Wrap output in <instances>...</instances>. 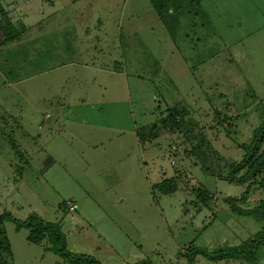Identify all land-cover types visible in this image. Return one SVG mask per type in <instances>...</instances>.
I'll use <instances>...</instances> for the list:
<instances>
[{
  "label": "rangeland",
  "instance_id": "1",
  "mask_svg": "<svg viewBox=\"0 0 264 264\" xmlns=\"http://www.w3.org/2000/svg\"><path fill=\"white\" fill-rule=\"evenodd\" d=\"M29 1L0 0V215L60 224L69 252L102 264H186L191 243L263 230L225 200L244 193L229 165L264 122V0H155L164 17L151 0H34L79 11L44 24ZM53 20L65 33L39 37ZM168 180L171 195L155 187ZM4 236L0 264H70L12 222ZM195 264H264V245L253 263Z\"/></svg>",
  "mask_w": 264,
  "mask_h": 264
},
{
  "label": "trees",
  "instance_id": "2",
  "mask_svg": "<svg viewBox=\"0 0 264 264\" xmlns=\"http://www.w3.org/2000/svg\"><path fill=\"white\" fill-rule=\"evenodd\" d=\"M151 2L160 16H163L165 6L159 5L155 0H151ZM174 2L176 1L167 0V4H174ZM177 21L175 19L176 23ZM173 111L175 112L176 110L173 109ZM241 149L243 151V157L240 161L230 163L227 178L231 184L244 185L246 189L240 198L229 197L225 202L234 214L240 216L261 215L264 218V201H260L252 209H244L242 207L243 204L247 203L253 189H264V122L254 130L250 142L243 144ZM155 187L165 195H171L177 190V186L174 185L173 180L165 181V183L158 184ZM6 222L14 223L17 231L27 229L29 231L28 241L30 243L38 245L47 238L50 243L48 250L64 258L70 264H102L94 256L69 252L67 238L62 231L61 225L48 223L37 214L29 215L26 220L16 219L10 213H2L0 215V235L3 236L8 246L9 242L4 236V224ZM2 243L0 247H2ZM261 245H264V228L255 237L249 239L239 247L208 251L204 248L195 247L191 243L186 251V264H195L198 256H202L211 262L241 261L253 263L258 259V252ZM138 264L153 263L143 261Z\"/></svg>",
  "mask_w": 264,
  "mask_h": 264
},
{
  "label": "crops",
  "instance_id": "3",
  "mask_svg": "<svg viewBox=\"0 0 264 264\" xmlns=\"http://www.w3.org/2000/svg\"><path fill=\"white\" fill-rule=\"evenodd\" d=\"M71 1V0H70ZM72 2V1H71ZM73 3V2H72ZM29 4H31V6L32 7H29V8H27V7H25V8H27V12H29V13H34L33 11H35V13H38V16H41L40 17V19L42 20V24H44V22L47 20V19H49V18H53V17H55L56 15H59L62 11H63V13H65V11L67 10V9H71L70 11H72V10H74L77 14H79L76 10L77 9H75L74 7H67V8H63L62 7V5L60 6V7H58V6H56V4H53L52 6H49V4L47 5V4H44V3H42L41 1L40 2H38V3H35V1L34 0H30L29 1ZM27 6V5H26ZM37 6V8H35ZM46 6V7H45ZM44 7V8H43ZM39 8V9H38ZM41 9V10H40ZM36 10H38V11H36ZM69 11V12H70ZM24 16V20H27V18H26V14H23ZM23 20V21H24ZM78 20H80V17H76L75 18V20H74V22L73 23H75V21H78ZM65 22H66V20H65ZM23 24V27H24V30H29V29H27V27L25 26V24L24 23H22ZM61 24V22H55L54 20L53 21H51V23H47V25L45 24V25H43V29H41L42 31L41 32H39V34H38V36L40 37H43V38H52V37H55L56 39H59V36H60V34L62 33V31H63V29H60L61 27H63V26H61L60 25ZM30 27H31V25H30ZM60 29V30H59ZM52 31H55V33H52ZM27 32V31H26ZM57 32V33H56ZM64 32V31H63ZM65 33V32H64ZM4 75V74H3ZM77 220V219H76ZM221 222V220H220V218H218L217 216L214 218V220H213V223H212V225L210 226V228H212L213 226H219V224H221L220 223ZM74 223H76V221H74ZM225 231H226V233H225ZM233 238L234 236H233V233L230 231V230H228L227 228H225V230L224 231H222L221 232V242L223 243V248H221L222 246H220L219 248H217L216 250H219V249H225V248H233V247H239V246H241V245H243L245 242H242L241 244H237V245H235V246H232V245H234V244H230L231 246H227L226 245V243H228L229 242V239L230 238ZM235 238H237V236H235ZM232 243H234L233 241H231ZM193 245H194V243H193ZM195 246V245H194ZM196 247V246H195ZM115 252V250L113 251V253ZM100 259V258H99ZM101 260V259H100ZM238 262H240V261H238Z\"/></svg>",
  "mask_w": 264,
  "mask_h": 264
},
{
  "label": "built area",
  "instance_id": "4",
  "mask_svg": "<svg viewBox=\"0 0 264 264\" xmlns=\"http://www.w3.org/2000/svg\"><path fill=\"white\" fill-rule=\"evenodd\" d=\"M77 205L73 204V203H68V205L66 206L65 210L67 211V213H75L77 211Z\"/></svg>",
  "mask_w": 264,
  "mask_h": 264
}]
</instances>
